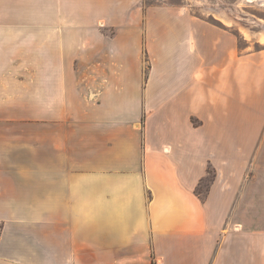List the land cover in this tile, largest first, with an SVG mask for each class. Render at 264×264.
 Instances as JSON below:
<instances>
[{
	"label": "crops",
	"instance_id": "crops-1",
	"mask_svg": "<svg viewBox=\"0 0 264 264\" xmlns=\"http://www.w3.org/2000/svg\"><path fill=\"white\" fill-rule=\"evenodd\" d=\"M101 1L0 0V264H264V41Z\"/></svg>",
	"mask_w": 264,
	"mask_h": 264
},
{
	"label": "rangeland",
	"instance_id": "rangeland-1",
	"mask_svg": "<svg viewBox=\"0 0 264 264\" xmlns=\"http://www.w3.org/2000/svg\"><path fill=\"white\" fill-rule=\"evenodd\" d=\"M86 1L76 0L74 8L77 11L83 6L88 8ZM101 4L108 10L106 20L125 24L171 22L177 27L185 21H204L218 27H229L236 36L239 50L247 46V41L253 49L259 48L258 40L264 41V0H102ZM115 7L122 9L110 11ZM143 58L146 71L147 56L144 54ZM211 176L212 170L209 169L207 179ZM206 191L207 183L204 182L197 192L205 196Z\"/></svg>",
	"mask_w": 264,
	"mask_h": 264
},
{
	"label": "trees",
	"instance_id": "trees-1",
	"mask_svg": "<svg viewBox=\"0 0 264 264\" xmlns=\"http://www.w3.org/2000/svg\"><path fill=\"white\" fill-rule=\"evenodd\" d=\"M208 173H209V171H208ZM212 175H213V171H212Z\"/></svg>",
	"mask_w": 264,
	"mask_h": 264
}]
</instances>
